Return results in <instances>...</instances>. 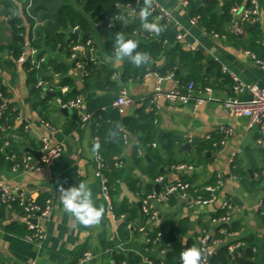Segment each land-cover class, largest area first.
Masks as SVG:
<instances>
[{
	"label": "crops",
	"instance_id": "1",
	"mask_svg": "<svg viewBox=\"0 0 264 264\" xmlns=\"http://www.w3.org/2000/svg\"><path fill=\"white\" fill-rule=\"evenodd\" d=\"M28 1L0 0V88L11 99L18 113L8 134L7 147L17 154L28 153L25 152L26 148L39 151L41 138L46 136L52 143L61 145L64 152L52 167L45 170L16 172L10 162H0V182L17 192H24L37 202L44 203L48 198L52 201L50 216L41 220L46 232L42 245L31 243L22 235L5 229L11 223L23 226L28 221L20 208L6 207L9 211L0 218V264H74L86 250L95 254L89 264H112L114 254H135L142 260L153 256L164 257L161 251L149 248L144 232L134 230L124 240L119 232L124 219H113L103 196L101 180L96 176V154L99 152L103 155L106 147L99 132L105 136L107 144L112 141L115 130L121 134L123 145L121 152L115 155L113 167L106 163L109 180V172L121 170L119 176L111 177L113 205L138 207L143 196L157 186L156 180L161 175L167 182L184 178L191 183L189 197H174L168 203L158 205L159 215L152 228L167 234V244L171 231L179 229L181 225H184L182 238L185 242H196L205 232L214 237L218 225L212 224L210 219L219 214L222 203L230 199L234 206L231 222L239 228L229 232L234 234L227 233L221 245L244 240L238 242L246 243L240 248L255 247L256 264H264V219L259 212V203L264 200V147L257 144L261 135L257 129L248 126L246 117L231 115L223 105V101L232 96L245 100L250 98L248 91L237 93L229 73H235L246 84L264 83V71L245 53L250 44V35L214 38L199 21L197 26L192 24L188 8L182 7L177 0H154L173 12L176 33H183L186 41L196 45L197 51L202 53L203 83L212 88L211 99L201 106H196L194 101L171 102L161 99L154 114L150 111V98L158 85V76L167 77L162 82L165 90L185 92L191 82L188 81L189 69L184 66L177 68L173 77L169 78L171 72L165 75L159 73L166 64V57L161 53L158 57H150L147 73L139 71L124 78L126 58L117 57L116 40L115 48L108 47L110 38L99 30V23L89 14L84 15L91 24L89 33L95 42L94 58L98 61L95 64L98 67L96 72H99L93 76L95 85L87 87L85 74L75 68L65 49L53 48L51 34L48 40L40 43L41 51L45 50L49 60L47 79L50 85L43 90L34 87L29 80V71L23 63L12 60L9 48L13 39L11 20L23 17ZM230 1L217 0L214 13L218 18L227 12ZM257 1L261 8L259 24L264 38V0ZM53 2L41 0L47 5ZM58 2L59 6L53 10L47 8L36 12L39 38L43 34V27L51 19L54 20L57 9L62 5H72L79 12H84L75 0ZM134 19L129 14L122 16L115 39L118 34L126 40L133 37L143 43L157 38L156 34L147 38L142 30H132ZM160 22L153 19L149 23L159 26ZM24 24L28 27L26 21ZM221 28L227 33L230 23L223 24ZM167 40V47L178 44L175 39ZM60 64L66 65L65 73L57 70ZM224 68L228 69L227 73ZM123 90L134 101L114 106ZM58 97H81L82 107L64 112L58 105ZM86 112L96 114L90 123L82 122V115ZM222 125L232 128L234 135L225 139L224 135L219 134L218 128ZM161 132L164 133L163 143L159 140ZM190 135L193 136L192 141L189 140ZM209 135L221 143L212 145L207 140ZM150 136L153 137L151 142L147 141ZM193 140L197 142L191 148H183ZM154 143H157V147L153 146ZM117 162H121L118 168L115 166ZM179 164L192 169L180 170L177 168ZM218 181L221 184L214 203L203 206L192 204L191 201L202 189L216 185ZM80 183L91 190L94 204L104 209L99 224L84 226L64 209L61 188L78 187ZM2 207L0 203V210ZM140 214L138 220L141 222V210Z\"/></svg>",
	"mask_w": 264,
	"mask_h": 264
},
{
	"label": "built area",
	"instance_id": "2",
	"mask_svg": "<svg viewBox=\"0 0 264 264\" xmlns=\"http://www.w3.org/2000/svg\"><path fill=\"white\" fill-rule=\"evenodd\" d=\"M33 1L29 0L27 4V11L31 12L33 8ZM144 0H137V3H140ZM178 3L185 8H188L190 0H177ZM250 5L247 7H242L240 4L235 3L230 8V14L232 15V20L230 22V30L227 33H218L215 31L210 32L214 38H227L228 35H232L236 38H242L246 34L245 25L250 23L259 22V17L261 13V8L257 0H249ZM151 3L149 12L154 13L155 19L158 21L165 20L169 24H174V15L173 12L169 9L164 8L159 5L154 0H148ZM120 8L128 12L132 17L141 18L142 11L137 10L130 3L126 5H121ZM116 18H120L117 16ZM192 24L197 26L198 18H192ZM112 25V23L110 24ZM78 29V28H75ZM144 32L147 38H151L154 35V32H149L147 30ZM36 40L35 34L32 35V38H26V41L23 45V53L18 59L19 62L24 63L27 60H30L32 65H35L36 68H40L42 64L47 63V56H40V49L34 45ZM176 42L181 44L186 50L194 52L197 51V46L193 43L186 41L185 36L181 32H177L175 37ZM262 44L264 45V38L262 39ZM71 58L74 61L75 68L80 70L83 74L88 75L84 68L91 61L94 64H97L98 61L94 58L95 52V42L90 37L83 40L79 39L76 42L71 44ZM245 53L249 55L255 62L261 67L264 71V58H259L250 50H246ZM224 72H228L227 68L223 69ZM232 80L235 82L234 89L237 93H244L248 91L250 93L249 99H241L239 96H232L223 101L224 107L229 111L233 116H242L248 119V126L252 129H257L260 133V137L257 140V144L261 147H264V83L262 85L256 84H246L243 83L235 73H229ZM169 77H173V74H169ZM167 78V77H166ZM165 77L158 76V85L154 90L150 98V103L152 107L150 111L156 114L158 109V102L163 99L171 102H189L194 101L196 106L203 105L207 100L211 99L212 88L211 87H201V85L196 84L191 81L186 87L185 92L179 90H165L162 86L163 80ZM50 85V81L47 78L38 77L37 87L40 89H46ZM127 92L123 90L121 95L114 102V106H122L129 103H132L134 99L127 96ZM58 105L61 109H74L81 108L83 104V99L81 97L77 98H64L58 97ZM15 111L11 99L1 90L0 88V131L2 132L1 144H0V160L4 159L5 161L12 163V169L14 171L29 172V171H38L45 170L52 167L57 160H59L63 155V148L59 144H54L52 141L43 136L40 141L39 151L41 156L36 157L30 153L17 154L15 152L9 151L8 146V134L12 130L13 125L11 124L12 112ZM95 113L86 112L82 115L83 123H90L95 117ZM47 126H49L47 124ZM28 130V127H25ZM219 134L224 135L225 139H228L234 135L232 128L222 125L218 128ZM193 136L190 135L189 140L192 141ZM207 140H213V137L209 135ZM221 143L215 142L214 145L217 146ZM154 147H157V143L153 144ZM142 152V151H140ZM97 170L96 176L101 180V188L103 196L108 203L110 213L113 219H125V215L117 216L114 211L112 204L111 191L112 187L110 186V180L106 173V161L105 158L97 152L96 154ZM116 168L121 166V162L115 164ZM177 168L180 170L183 169H192V167L179 164ZM157 185L160 186V189L157 190L154 187L150 192H147L141 202L143 206V219L142 224L140 221L131 222L128 227L131 230H137L139 232H144L146 234L147 245H154L156 247H162L166 241H164L163 232L157 231L155 237L150 236V233H154L155 229L152 228V225L158 218L159 210L158 205L168 203L173 197L187 199L189 197V192L191 190V183L184 179L178 178L174 181L167 182L166 178L161 175L156 180ZM221 181H218L216 185H209L205 189L201 190L199 195L191 201L195 205H209L214 203L217 199L216 193L220 188ZM0 203L6 207H13L15 204H18L19 208L22 210L24 215L27 217V226L31 231L30 234L26 235L25 238L27 241L42 245L46 239V232L44 231L41 220L47 219L52 212V201L50 198L46 199L43 204L38 203L25 194L24 192H17L12 189L8 184L0 182ZM233 203L230 199L224 201L219 209V214L211 217L210 222L212 224L221 225L223 223H230L232 219L233 212ZM259 212L261 217L264 219V200H261L259 203ZM38 219V222L34 224L31 220ZM230 231L227 228H221L220 233L226 235L234 234L229 233ZM224 242V239L213 240V237L209 232L202 234L199 239L192 245L191 248L196 247L201 251V264H210L212 257L216 254L217 248ZM246 243H236L231 244L230 251L234 254L240 248V246H245ZM254 252L257 250L254 247ZM166 248H161L162 254L166 253ZM95 258V254L91 250H86L82 255L77 259L74 264H89ZM143 264H154L152 259L142 260ZM112 264H119L116 259L113 257ZM120 264H127L126 261L121 262ZM163 264V263H162Z\"/></svg>",
	"mask_w": 264,
	"mask_h": 264
},
{
	"label": "trees",
	"instance_id": "3",
	"mask_svg": "<svg viewBox=\"0 0 264 264\" xmlns=\"http://www.w3.org/2000/svg\"><path fill=\"white\" fill-rule=\"evenodd\" d=\"M78 5H81L84 9V12H79L76 10L72 5L64 4L59 9H57L56 16L54 20L51 19L48 24L43 27V34H40V38L37 36L38 30V17L36 16L37 11L47 10V4L41 3V0H34L33 1V8L31 12L25 10L23 17L18 18L14 17L11 20L12 25V41L11 45L9 46L12 54V60L17 61L23 53V45L26 38H32V35L35 34V46L39 49H42V41L45 39H49L50 35L52 34V42L53 48H60L65 49L67 54H71V44L73 42L78 41L79 39L86 40L88 36L85 33L91 30V24L87 17L84 14H89L92 19H94L97 23H99L98 28L99 30L106 35L108 39V47L114 46V41L116 40L114 35L116 30L118 29V25L121 22V18L123 15L128 14L123 11L120 6L131 4L137 10L143 11L145 8L150 9L151 3L145 4V0L137 3V0H75ZM245 1H247L245 3ZM46 2V1H44ZM238 3L242 7H247L250 5L249 0H231L227 6V12L221 17L218 18L215 13V7L217 5V0H209L205 2V0H190L188 11L191 18H198L199 23H201L207 31L209 32L215 31L218 33H222L223 29L221 28L223 24L230 23L232 20V15L230 14V8L233 4ZM120 16V18H116ZM155 19L154 13H150L147 16L146 23L152 22ZM24 21L27 22L28 27L25 26ZM112 23V25H110ZM145 23L144 19L136 18L133 21L132 30H142L144 31L145 28L143 24ZM159 27L161 31L159 34H156L157 38L152 39V41L148 43H143L138 41L133 37H128L127 40H133L138 42V48L136 51L141 53H147L149 57L155 58L158 57L161 53H163L166 57V64L165 67L163 66L158 72L165 75L168 72L172 73L177 68H182V66L189 69L190 73L188 74V81L195 82L201 87H210L203 83V55L199 51L191 52L183 50L182 46L178 43L172 47H167L168 40H174L176 37V29L174 28L173 24H167L165 20L160 22ZM78 28L80 30V34L75 32H69L70 29ZM246 33L250 35V44L246 50H250L256 54L259 58H264V45L262 44L263 34L262 29L260 27L259 22L257 23H250L245 25ZM130 30V28H129ZM225 33V32H223ZM39 35V34H38ZM154 36V35H153ZM38 39V40H37ZM167 41V43H166ZM40 49V56L45 55V50L41 51ZM127 67L125 72H123L124 78L129 76H133L139 73V71H144V73L148 72L150 66V60L148 63L141 65L140 67H136L132 64L127 58ZM52 63V62H51ZM26 69L29 71L30 76L29 80L30 83L36 88L38 84V77L48 78L49 75L47 74L49 65V60L47 63L42 64L40 68H36L35 65H32L30 60H27L23 63ZM214 66V65H213ZM62 73L66 72V65L60 64L57 67ZM85 72L88 75H85V80L87 81V87L89 88L90 85L94 86L95 83L93 82V76L97 75L99 72L98 67L89 61V63L84 68ZM170 73V74H171ZM40 89V88H38ZM41 90V89H40ZM46 97H50L47 95ZM18 116V113L13 111L12 112V120L11 124L13 125L14 119ZM1 122V120H0ZM146 131H149L148 128H144ZM101 140L103 141V146L106 147L103 149L102 156L105 157L106 163L113 167L115 162V155L121 152V148L123 145L122 136L115 130L113 134V139L109 143L106 144L105 136L100 133ZM1 136L2 132L0 131V144H1ZM153 141V137L150 136L147 141ZM212 145L217 142L216 140L209 141ZM5 161L1 159L0 162ZM11 163V162H10ZM12 164V163H11ZM121 170L111 171L109 172L110 176V186L112 187L113 181L111 177H117L120 175ZM107 173V171H106ZM108 176V173H107ZM112 193V191H111ZM174 198V197H173ZM171 201V200H170ZM40 203V202H38ZM43 204V203H41ZM2 209L0 210V218L4 217V215L9 211L5 205H2ZM13 207L19 208L18 204H15ZM115 214L117 216L125 215L124 221L120 224L119 232L121 237L126 240L130 237L131 228L128 225L133 221H138L140 217V210L136 206H129L127 204H123L121 206L113 205ZM22 211V210H21ZM221 213V212H220ZM141 221L139 223H143ZM221 228H227L230 232L238 229V225L235 223H223L218 225V228L214 234L213 240L216 239H223L225 237L224 234L220 233ZM5 229L9 232L20 234L23 237L30 234L31 231L29 230L27 224L23 226L17 225L16 223H11L5 227ZM157 229L155 232L150 233L149 235L155 237L157 234ZM184 232V225H181L179 229L172 230L170 235L168 236V244L167 241L164 243L162 247H156L154 245H149L151 250H158L161 251V248H166V253L164 257H151L154 264H178L179 260H181V253L184 252V249L188 250L192 247L195 242L183 241L182 234ZM244 240L234 241L227 245H220L217 248V252L214 257H212L210 264H256L255 260V252L253 251L254 247L246 246L240 248L236 253H232L230 251L231 244H236L238 242H243ZM114 258L120 264L123 261H126L127 264H143L142 258L139 255L130 254H114ZM201 264V263H200Z\"/></svg>",
	"mask_w": 264,
	"mask_h": 264
},
{
	"label": "clouds",
	"instance_id": "4",
	"mask_svg": "<svg viewBox=\"0 0 264 264\" xmlns=\"http://www.w3.org/2000/svg\"><path fill=\"white\" fill-rule=\"evenodd\" d=\"M148 4V0H145ZM149 15L148 8H145L141 16L147 20ZM143 27L149 32L160 33L161 28L154 23H144ZM116 55L118 58H127L136 67L149 62L150 57L147 53L136 51L138 42L126 40L123 35L118 34L116 37ZM98 148L94 146V151ZM61 199L66 212L75 217V219L84 226L99 224L104 214L102 207L98 208L92 199V192L85 184L80 183L78 187L73 186L65 189L61 188ZM182 264H200L201 251L196 248H190L181 253Z\"/></svg>",
	"mask_w": 264,
	"mask_h": 264
},
{
	"label": "water",
	"instance_id": "5",
	"mask_svg": "<svg viewBox=\"0 0 264 264\" xmlns=\"http://www.w3.org/2000/svg\"><path fill=\"white\" fill-rule=\"evenodd\" d=\"M58 6H59V2H58V0H54V2H53L51 5H47V8H48L49 10H53L55 7H58ZM69 32H75V33H77V34H80V33H81L80 30H78V29H70ZM85 34H86V36L90 37V33H89V32H87V33H85ZM63 111H64V112H67L68 109H63ZM163 134H164V133L161 132L160 135H159V137H160L159 140H160L161 143H163ZM196 142H197V140H193L192 143H191V142L186 143V144L183 146V148H185V149H189V148L192 147V144H193V143H196ZM25 152L32 153V154H34L36 157L41 156V152H40V151H35V150L31 149V148H26V149H25ZM156 189L159 190V189H160V186L157 185V186H156ZM138 208H139L141 211L143 210L142 202H139V203H138ZM31 221H32L34 224H36V223L38 222V219L34 218V219H32ZM166 239H167V234L164 235V239H163V240L166 241ZM184 251H186V249H184ZM214 256H215V255H214ZM214 256H213V257H214ZM178 264H182V260H179Z\"/></svg>",
	"mask_w": 264,
	"mask_h": 264
},
{
	"label": "rangeland",
	"instance_id": "6",
	"mask_svg": "<svg viewBox=\"0 0 264 264\" xmlns=\"http://www.w3.org/2000/svg\"><path fill=\"white\" fill-rule=\"evenodd\" d=\"M198 239H199V238H198ZM198 239H197V240H198Z\"/></svg>",
	"mask_w": 264,
	"mask_h": 264
}]
</instances>
